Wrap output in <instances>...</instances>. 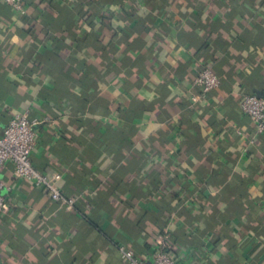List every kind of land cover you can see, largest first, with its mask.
<instances>
[{"label":"crops","instance_id":"0c3cea01","mask_svg":"<svg viewBox=\"0 0 264 264\" xmlns=\"http://www.w3.org/2000/svg\"><path fill=\"white\" fill-rule=\"evenodd\" d=\"M0 0V126L63 200L1 172L0 264H264V0ZM209 68L220 79L202 96Z\"/></svg>","mask_w":264,"mask_h":264},{"label":"built area","instance_id":"2783aa9c","mask_svg":"<svg viewBox=\"0 0 264 264\" xmlns=\"http://www.w3.org/2000/svg\"><path fill=\"white\" fill-rule=\"evenodd\" d=\"M28 0H4V3L17 13H26ZM205 96L220 84V79L209 68H203L194 81ZM240 111L256 127L257 134L264 133V97L245 95L240 102ZM38 124L30 120L27 114H15L5 126H0V213L5 212L2 191L5 185L1 179L2 170L10 165L12 175L17 180H28L42 188L54 202H62L71 209L72 200H63L57 186L59 175L49 176L40 173L32 164L31 155L37 142L34 127ZM159 247L148 261L137 258L133 251L119 247L121 259L127 264H177V260L167 250L163 237L159 238Z\"/></svg>","mask_w":264,"mask_h":264}]
</instances>
